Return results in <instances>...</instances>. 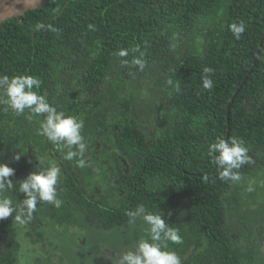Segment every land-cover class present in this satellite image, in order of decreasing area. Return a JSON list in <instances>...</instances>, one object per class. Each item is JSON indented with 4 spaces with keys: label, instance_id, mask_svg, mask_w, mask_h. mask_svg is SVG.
Instances as JSON below:
<instances>
[{
    "label": "trees",
    "instance_id": "trees-1",
    "mask_svg": "<svg viewBox=\"0 0 264 264\" xmlns=\"http://www.w3.org/2000/svg\"><path fill=\"white\" fill-rule=\"evenodd\" d=\"M240 22L245 32L237 40L230 25ZM263 39L264 0H50L6 21L0 76L39 78L34 90L83 120L87 145L81 168L39 134L43 114L17 116L0 103V163L15 170L6 195L21 203L18 182L55 162L63 204H38L33 230L46 218L130 232L126 213L143 205L179 230L183 243L165 242L164 250L182 264H263L264 178L256 201L239 192L264 170V41L254 65ZM121 49L128 56L118 57ZM140 53L143 71L132 64ZM206 67L211 90L203 87ZM233 137L252 162L238 170L240 181L225 182L209 147ZM112 162L121 171L114 177ZM20 246L15 220L0 221V264H18Z\"/></svg>",
    "mask_w": 264,
    "mask_h": 264
},
{
    "label": "clouds",
    "instance_id": "clouds-1",
    "mask_svg": "<svg viewBox=\"0 0 264 264\" xmlns=\"http://www.w3.org/2000/svg\"><path fill=\"white\" fill-rule=\"evenodd\" d=\"M42 23H37V31L44 29ZM92 28V25H89ZM48 29L57 31L51 25ZM230 30L237 40L245 32L243 22L230 25ZM139 51V48L132 49ZM128 50L121 49L116 55L118 57L128 56ZM144 53H140V58H133L132 64L143 71L145 62L142 59ZM124 64L128 61L124 60ZM203 87L211 90L212 80L209 78L212 73L211 68L203 69ZM169 83H171L169 81ZM41 87V80L31 75H21L9 78L0 76V90H2L4 99L0 103L6 105L4 111L12 110L14 115L24 114L29 110L31 117L44 115L41 122L39 134L45 136L58 150L67 149L64 159L71 161L79 158L77 164L83 168L86 161L83 159L86 151V143L81 131L84 127L83 120H78L72 116H65L63 112H58L44 95L38 91ZM36 89V90H34ZM30 117V118H31ZM209 152L213 156V163L219 170V179L225 182H238L241 180L239 169L251 163V157L248 155V148L243 141L238 138L225 140L218 139L209 147ZM16 160L20 155L15 156ZM15 170L7 164L0 163V221L12 217L16 223L25 225L33 218L37 211V205L47 202L55 208H60L63 201L58 197V184L61 177V169L55 163L39 171L28 175L23 181L18 182V191L24 194L21 203L14 204L13 200L6 195L7 191L13 190L15 184L10 179L14 176ZM252 191L251 186L247 189ZM129 223L135 224L140 220L147 227L145 228V237L141 238L134 249L125 251L119 260V264H182L181 258L175 251L164 250L167 247L165 242L172 244H182L183 239L177 228L169 226L162 215L147 212L143 205L138 206L133 211H128Z\"/></svg>",
    "mask_w": 264,
    "mask_h": 264
},
{
    "label": "rangeland",
    "instance_id": "rangeland-1",
    "mask_svg": "<svg viewBox=\"0 0 264 264\" xmlns=\"http://www.w3.org/2000/svg\"><path fill=\"white\" fill-rule=\"evenodd\" d=\"M109 170L113 177L115 174L121 173L120 168L114 162H112V167ZM261 178H264V170L260 175H255L250 179L248 184H246L247 182L242 184L239 192L253 196L256 201L263 193ZM250 186L252 191L247 190ZM117 190L118 188L111 189L114 194L117 193V197L114 196L112 202L118 201L117 198L120 194ZM258 204L257 201L249 211L258 210ZM44 222V226L34 230L28 223L25 225L16 223L21 244L18 264H34L36 262L49 264H119L123 253L134 249L136 243L145 237L146 228L140 220H137L134 229L130 232L123 228L111 231L98 230L84 222L76 225L69 223L60 225L56 220L49 219L47 221L46 218ZM33 238L37 240L36 243ZM259 250L264 253V237L259 244Z\"/></svg>",
    "mask_w": 264,
    "mask_h": 264
},
{
    "label": "water",
    "instance_id": "water-1",
    "mask_svg": "<svg viewBox=\"0 0 264 264\" xmlns=\"http://www.w3.org/2000/svg\"><path fill=\"white\" fill-rule=\"evenodd\" d=\"M49 1L50 0H0V25H2L3 23H5L6 21L10 19H13L16 17H22L29 11L37 10ZM263 41L264 39L262 40L261 45L259 47L254 65L257 64V61L259 59V56H260V53L263 47ZM253 69L254 68H252L250 74L253 72ZM247 80L248 78L244 81L243 85L237 91L236 95L234 96L231 102V105L235 101V99L238 97L241 89L243 88ZM231 105L229 106V111L231 110Z\"/></svg>",
    "mask_w": 264,
    "mask_h": 264
}]
</instances>
